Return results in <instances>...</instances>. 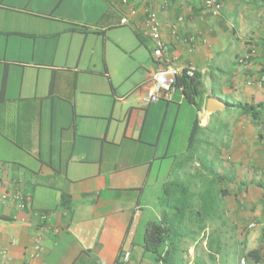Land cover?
Listing matches in <instances>:
<instances>
[{"label":"crops","instance_id":"obj_1","mask_svg":"<svg viewBox=\"0 0 264 264\" xmlns=\"http://www.w3.org/2000/svg\"><path fill=\"white\" fill-rule=\"evenodd\" d=\"M220 1L222 11L214 17L205 0H154L168 47L169 61H161L144 32L146 0H130L138 14L125 26L119 21L128 15L126 8L108 0H0V196H9L0 207V264H27L37 236L43 249L33 264H114L120 253L122 258L129 253L126 264H156L143 238L146 223L162 216L163 187L201 173L204 180L197 177L192 184L201 188L212 180L205 172L212 160L219 172L235 169L222 152L218 158L210 154L212 142L199 155L207 161L197 160L192 169L194 164L176 163L187 150L195 119L205 130L222 123L228 103H264V84L253 83L264 73V0ZM180 16L178 38L172 24ZM126 26L151 42L153 63L137 58L146 73L130 90L136 106L127 93L117 95L109 71L100 76L96 63L101 50L106 59L116 47L140 50L144 43L136 34L132 40L119 32ZM192 33L205 42L194 47L183 42ZM251 48L257 55L244 66L239 59ZM163 64L181 72L188 65L197 68L200 108L182 87L171 99L141 104V92ZM212 98L224 101L225 108L209 111ZM228 123L232 150L258 139L250 119L230 116ZM15 195L26 208L18 207ZM234 203L231 196L219 200L216 229L230 226L239 251L264 252V231L258 234L253 223L246 232ZM35 212L47 214V220L37 222ZM207 231L189 245L194 264L199 256L201 264H242V259L264 264L244 255L222 262L219 254L212 262Z\"/></svg>","mask_w":264,"mask_h":264},{"label":"trees","instance_id":"obj_2","mask_svg":"<svg viewBox=\"0 0 264 264\" xmlns=\"http://www.w3.org/2000/svg\"><path fill=\"white\" fill-rule=\"evenodd\" d=\"M135 34L144 43L143 33L135 30ZM255 56L250 59V62ZM201 86V75L198 70L194 77H188L185 72L178 76L177 87L183 88L187 100L195 104L197 108H200V105L196 102V96L199 94ZM228 106L232 107H227V111L230 112L227 116L228 118L233 111H238L240 117L250 119L257 129L258 140H263L264 117L262 115L264 114V103L238 102L228 103ZM222 125L224 126L223 121ZM225 126L228 128L227 123H225ZM200 130L199 121L195 119L189 136L188 149H193L195 144H197V135ZM194 155L191 152L186 161L189 163L196 160L207 161V158L202 160V157L199 158V156L198 159L194 160ZM246 166L247 171L252 174V178L249 176H244L243 179L240 178L234 168H225L224 171L219 172L215 169L213 163L209 162L205 172L212 180L208 181V183L206 182L209 185L206 189L203 188L205 190L201 192L194 190L191 185L189 186L178 179L170 181L163 187L160 199L163 207L162 216L157 221L146 223L143 238V247L145 251L154 255L153 259L156 264H187L185 255L189 252V245L200 239L199 237L204 230L210 227L214 229L215 227L213 214L219 206L217 196H219L220 202L227 197H233L234 204L239 210H242L244 204L248 202L247 195L250 190H258L264 201V167H257L250 163ZM63 201L65 202V200ZM251 208L254 210L255 206L252 204ZM256 220L254 215L250 217V221L247 220L246 232L252 227V221ZM197 229L198 231H196ZM213 241L211 236L207 238V256L210 260H213L214 256L220 252V249L215 250ZM244 251L245 247L240 253L242 252L241 255H244L248 261L264 263V252L262 250ZM201 263H203V257L199 256L196 264ZM114 264H126L123 261L122 253H120Z\"/></svg>","mask_w":264,"mask_h":264},{"label":"rangeland","instance_id":"obj_3","mask_svg":"<svg viewBox=\"0 0 264 264\" xmlns=\"http://www.w3.org/2000/svg\"><path fill=\"white\" fill-rule=\"evenodd\" d=\"M119 32L125 34L127 37H129L132 40L135 39V36H134L135 34L129 26L121 28ZM150 44H151L150 40L148 39L144 40V44L141 46L140 50L136 51L135 53L125 52L123 50H120L118 47H116L115 52L113 54L108 55V59H106V57L104 56L101 50L100 54L97 55L98 58L96 59L97 70L100 72L99 75L100 76H102V74L105 75L106 70H108L110 81L113 82L114 87L118 90L117 95L121 96L127 93L126 98H130L131 101L134 102L135 106L139 105V102L134 96L135 94L131 93V91L132 89L136 88V85L139 84V82L144 81V75L146 73L145 72L146 69L139 67V62L137 58H140L142 63L145 65L149 63H153ZM138 52H139V55H138ZM106 79L107 77L105 78V80ZM237 112L238 111H233L231 116L239 115V112L238 113ZM223 113H224L223 114L224 126L222 125V123L218 122V123H213L210 127H208L205 130L201 129L197 135L198 141H197V144H195L194 148L188 149L187 147V150H185L183 154L176 156L175 161L178 165L185 164L187 162L186 161L187 157L190 156L191 152H193V155L195 154L194 160L198 159V156L199 155L202 156V153L204 154V152L207 150V143L212 142L210 145H212L213 147L211 146V148H208L210 150V154L214 153L217 155V158H218L219 155L217 153L220 154V151H221L222 157L224 156L223 160H225L224 159L225 157L226 159H228V161L232 159V166L234 165L237 171V174L239 175L240 178L243 179L244 176H249L250 178H252L251 177L252 174L247 171L246 165H248L249 163H252V165L254 166L264 167V137H263V140L261 141L256 139L255 137H252L251 139L247 140L248 142L247 141L245 142V146L243 145L237 146L238 152L236 150H232L233 147H231V145L234 146L235 141L232 138L230 140L229 137L230 135L233 137V134H231V130H233L232 128L233 126L231 125V123H228V128L227 126H225V123H227V118H228L227 116L230 112L225 111ZM158 114L159 113H156V115ZM171 116L172 115L169 114V117L167 118L170 121L172 120ZM262 116L264 117V114ZM157 117L159 118V116ZM191 130H192V127H191ZM206 137H210L211 141H209V139ZM236 143L240 144V142H236ZM245 150H246V153L244 152ZM201 156L199 158H201ZM217 158H215V160L218 162L219 160ZM197 162L199 161L197 160L195 162L191 161V163L187 162V164L185 165L190 166L194 164L191 167L192 169L194 168L193 166H195ZM211 162H214V161L212 160ZM217 165H220V163ZM194 174L196 175L193 178L192 176L190 178L188 174L187 179H184L183 182L189 186L191 185V188H193L194 190H197L200 192L204 191L208 187L209 184H207L206 182L204 184L201 183V188L195 189V187H193L194 185L192 184L195 180H198L197 177L200 178L202 174L201 173L200 175L197 173H194ZM257 176H258V173H257ZM201 180L203 181L204 179H201ZM217 199L219 203V200H220L219 196H217ZM247 201L248 202L244 204V208L240 210L239 212V218H240L239 222L243 223V225L246 226L247 220L250 221V217L254 215L257 220L252 221V223L256 225L252 229L256 230L257 233L260 234L264 231V201L262 200L261 193L258 190H250V193L247 195ZM252 204L255 206L254 210H252L251 208ZM216 228L217 227H214V229L211 227L208 228L207 238L211 236V238H213L214 240L213 245L215 246V250L220 249L219 259L222 258V262H225V260L227 261L230 259L231 260L233 259V261H237L236 258H238V256L241 255V253L239 250H237L238 247L235 246L237 238H235L233 230L230 229V226L229 227L226 226L224 227V229L220 228L219 231ZM196 231H198V229ZM204 232L205 230L203 231V233ZM220 242L222 244H220ZM225 244H228V245H225ZM199 252L200 251L197 250L195 254ZM234 252H236V255ZM149 254H150L149 257H154V255L151 252H149ZM191 256H195L194 252L193 254L188 252V254L185 255V260L187 261V264H194V260L192 259ZM216 256H214V259L212 260V262H215L217 258Z\"/></svg>","mask_w":264,"mask_h":264},{"label":"built area","instance_id":"obj_4","mask_svg":"<svg viewBox=\"0 0 264 264\" xmlns=\"http://www.w3.org/2000/svg\"><path fill=\"white\" fill-rule=\"evenodd\" d=\"M111 3H118L120 5H124L127 10L128 15H123L120 18L119 25L125 26L130 23V16H135L138 14V8L130 3V0H108ZM147 5H145L144 9V32L145 34L152 40L153 42V56L158 60L164 61L169 59H165V52L167 50V44L162 38L161 33V20L159 17V13L154 6V0H146ZM205 8L210 13V15L216 17L219 16L222 11V3L220 0H205ZM184 21V17L180 16L178 19L172 24V30L175 37H178V29L179 25ZM199 34H189L183 37V42L188 44L190 47L197 46L199 42H205V39L200 40L198 37ZM178 38H181L180 36ZM264 50V45H263ZM257 53L256 48H252L249 52H247L244 56H242L239 61L244 66H247L250 63V59L255 56ZM197 68L193 65H188L183 69V72L188 77H194ZM181 70L179 67L171 64H163L159 67L153 77L151 82L145 86L143 91L140 94V102L142 105L149 106L153 103L158 102L162 97H166L171 99L174 91L177 88L178 76L181 74ZM258 87H262L264 84V73L259 76V78L253 82ZM252 83V84H253ZM17 201L18 207L21 209L26 208V203L21 196H16L13 200ZM9 200L8 194H2L0 196V207L5 204V202ZM35 217L38 220L37 222H45L47 220L48 215L45 213L35 212ZM251 226H254L251 225ZM34 252L30 254L29 262L27 264H33L32 260L37 258L40 252L43 249L42 246V238L37 236L33 241ZM129 253H126L123 257V260L126 261L128 259ZM242 264H245V260H241Z\"/></svg>","mask_w":264,"mask_h":264},{"label":"water","instance_id":"obj_5","mask_svg":"<svg viewBox=\"0 0 264 264\" xmlns=\"http://www.w3.org/2000/svg\"><path fill=\"white\" fill-rule=\"evenodd\" d=\"M225 108V102L218 98L210 99V104L208 106L209 111H217L219 109Z\"/></svg>","mask_w":264,"mask_h":264}]
</instances>
